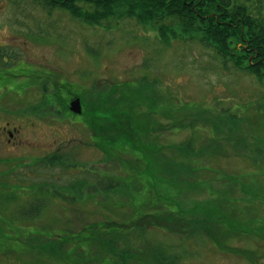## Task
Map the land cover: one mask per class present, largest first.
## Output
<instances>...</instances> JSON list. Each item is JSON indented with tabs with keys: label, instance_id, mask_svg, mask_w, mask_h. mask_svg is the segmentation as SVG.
Here are the masks:
<instances>
[{
	"label": "trees",
	"instance_id": "16d2710c",
	"mask_svg": "<svg viewBox=\"0 0 264 264\" xmlns=\"http://www.w3.org/2000/svg\"><path fill=\"white\" fill-rule=\"evenodd\" d=\"M33 1L49 13L55 9L65 10L75 20L93 27L108 26L114 20L131 19L146 31H156L164 43H169L172 38L197 41L212 48L224 64L230 60L235 67L254 75L264 84L263 0ZM151 80L145 74L137 80H122L113 82V85L105 83L103 89L98 86L92 92L87 103L82 84L54 72L34 71L33 83H38L43 99L53 96L57 100L59 107L54 105L53 108H57L58 112L68 116L65 107L70 96L82 98L83 113L75 115V118L91 132V141L105 154L104 159L114 158L119 163V167L113 170L85 167L80 170L85 176L78 171L64 183H55L61 187L58 191L51 189L50 200L74 194L76 199L89 202L88 199L96 194L103 218L78 224L75 228L74 225L68 226L70 236L77 237L71 239L66 236V246H61L59 237L45 244L40 243L34 248L41 255L39 259L42 262L53 259L57 264H80L84 258L83 250L77 243L73 246L70 242L76 241L79 236H98V258L104 264H112L107 262V236H144L145 225L150 223L146 221L150 220L154 227L165 230H170L169 222L187 225L185 232L188 236L201 227L219 251L240 256L251 264H261L264 250L233 246L228 239L243 236L264 241V136L258 138L247 134L243 116L234 113L232 117L227 114L231 113L230 110H225L222 113L212 111L211 117L206 115L208 126L202 124V139L191 136L180 143H164L161 137L166 134L173 135L185 129L195 132L200 128L193 117L200 115L203 109L194 110L196 103L168 97ZM42 102L49 112L53 111L47 99ZM32 112L45 116L39 106ZM187 115L190 122H187ZM211 129L215 131L214 136ZM195 143L200 146H194ZM173 151L181 156L194 154L196 164L188 163V167L176 168L180 159L173 155ZM233 154L251 160L254 170L234 177L215 165V160L221 156ZM60 160L65 170L77 165L75 159L67 154L65 157L58 154L52 156L51 164L60 163ZM118 168L121 173L112 174ZM186 168L190 173L181 172L177 179L175 172L186 171ZM218 171H223L224 175H218ZM190 178L196 185L204 187L207 194L217 189L216 185H235L242 205L233 201L238 195L230 194L227 196L230 202L221 203L222 200H219L214 203L206 198L194 201L185 209L186 203L181 201L182 193L186 190L188 193V188L193 189L194 186L189 184L186 187L181 182ZM92 184L95 188H90ZM35 195L34 200H47L44 198L46 192ZM106 202L111 205L109 208H104ZM246 208H255L256 211L250 214ZM125 211L130 220L125 219ZM183 221L186 224H182ZM190 225H194L195 229L189 232ZM22 232L19 236L27 231ZM53 235L59 236L52 230ZM88 241L94 242L91 238ZM130 254L135 264H178L173 263V258L160 246L152 251L148 249L143 256ZM42 255H49L50 259L44 260Z\"/></svg>",
	"mask_w": 264,
	"mask_h": 264
},
{
	"label": "rangeland",
	"instance_id": "374dc122",
	"mask_svg": "<svg viewBox=\"0 0 264 264\" xmlns=\"http://www.w3.org/2000/svg\"><path fill=\"white\" fill-rule=\"evenodd\" d=\"M108 24V26L100 27L89 26L75 20L65 10L55 9L49 13L33 0H0V40L17 44L18 49L27 53L34 61L36 70L44 71L46 68H51L52 71L62 72L61 75L67 76L71 81L82 84L86 90L87 103L98 86L103 89L105 83L113 85L122 80H137L147 74L168 97L196 103L194 110L201 108L209 112L205 113L202 110L200 115L193 117L195 124L200 125L195 132L185 129L173 135L166 134L161 137L162 142L180 143L191 136H195L198 140L202 139L204 133L200 130L203 128L202 124L208 126L206 115L210 114L211 117L212 111L222 113L225 110H230L231 113L227 114L232 117L234 113L243 116L247 134H254L258 138L264 136V84L254 75L235 67L230 60L224 64L212 48L197 41L172 38L169 43H164L157 36L156 31L150 29L146 31L131 19L114 20ZM103 79L106 81H100ZM32 85L33 88L27 92L6 96L0 102L2 106L0 119L4 118L2 122L6 119L11 120L10 127L19 126L18 136L32 142L33 148L28 149L26 153L42 155L46 153L44 146L48 143L51 145L50 152L60 147L63 153L75 159L77 165L69 170H65L62 166H54L51 169L56 173L62 171L61 174L68 178L76 174L70 171L73 169L79 171L85 167L87 169L94 167L99 170L108 168L113 170L119 167V163L114 158L104 159L105 154L91 143V132L83 124L63 112H58L57 108H53L54 105L59 107V103L53 96L44 98L52 106L53 111L49 112L42 105L44 99L39 92L38 83L34 81ZM38 106L42 107L45 116L34 115L32 110ZM11 107L18 112L11 114ZM187 122H190V117L187 118ZM214 133V129H211L212 136L215 135ZM194 146L200 145L195 143ZM173 155L180 159L179 162L175 161L176 168H185L189 166L188 163L194 165L197 162L194 154L181 156L173 151ZM182 161L184 162L181 163ZM215 165L234 177L249 174L255 168L251 160L234 154L227 157L221 156L215 160ZM26 170V166L19 167L13 181L26 182V178H29L24 175ZM223 171H218V175H224ZM181 172L190 173V170L186 168V171L175 172L177 179ZM115 173H121L119 168L112 174ZM82 175L85 176V173ZM20 178L26 181H21ZM193 180L190 178L181 182L186 187L189 184L194 186L193 189L188 188V193L187 190L182 193L181 201L186 203L185 209H188L194 201H204L206 198L214 203L219 200H222L221 203L230 202L227 198L230 194L238 195L233 198L234 202H238L235 204L242 202L238 200L240 196L237 187L231 183L216 185L217 189L207 194L204 187L196 185ZM98 199L102 200V197ZM19 200L22 201V199ZM61 200L59 199L55 204L58 208L60 205L65 208ZM76 204L72 206L77 208ZM79 205L96 212L93 221L103 218L98 200H95L93 204L82 202ZM110 206L108 202L104 204V208ZM87 209L82 211L78 208L67 210L60 208L55 211V208H48V219L45 218L44 222L48 223L47 226L54 229L59 236H70L68 226L78 227L79 221L74 218L77 215L83 216V213L88 214ZM255 211V208H246V212L250 214ZM123 215L126 216L125 219L130 220L131 217L127 211ZM70 218L73 220H68L67 224L65 220ZM86 220L89 218L84 219ZM42 222H39L40 226ZM146 222L150 223L145 225L147 230L143 235L148 238L149 244L154 246L153 249H157V246L165 249L167 255L173 258V263L251 264L240 256L219 251L201 227L196 230L194 225L192 227L190 225L189 232L195 230L188 236L185 232L187 225L169 222L170 230H165L162 227H154L150 220ZM182 224L186 222L183 221ZM0 226L2 228L0 236H17L28 229L21 223L14 225L4 223ZM228 243L257 251L264 250V241L256 237L231 236ZM8 244L0 242L3 248ZM34 255L33 252L30 256L19 254L20 261L17 259V264L43 263L39 256ZM43 256L44 260L50 259L49 255ZM50 261L48 264H57L53 262V259ZM260 263L264 264V258L260 259Z\"/></svg>",
	"mask_w": 264,
	"mask_h": 264
},
{
	"label": "flooded vegetation",
	"instance_id": "af4514ba",
	"mask_svg": "<svg viewBox=\"0 0 264 264\" xmlns=\"http://www.w3.org/2000/svg\"><path fill=\"white\" fill-rule=\"evenodd\" d=\"M35 70L34 61L30 59L27 53L20 51L17 44L0 40V102H2V99L6 96L20 95L27 92L30 88H33L32 78L34 77ZM44 72H54L58 75L62 73L60 71H52L51 68H46ZM76 97L80 96H70L65 109L66 113H69L73 120L79 121V119L75 118V115L80 114L73 113L70 110V103ZM81 103L83 113L84 105L82 98ZM1 107L2 106H0V111H2ZM17 112V109L13 107L10 108L11 114ZM3 119L4 118L0 119V224L7 223L14 225L21 223L25 224L28 229L27 232L21 236H19V234L17 236H0V242L2 244L9 243L5 248L0 246V264H17L19 254L30 256L33 252L35 253L34 256L41 257L38 251L34 249L36 246L40 245V243L45 244L51 239L59 237L61 246H66V236L50 235L54 229L48 227L47 225L49 224L44 222L45 218L46 220L48 219V208H55V211L60 208L61 210L78 208L83 211L87 208H83V206L81 207L79 205V203H82L83 199H76L74 194L73 196L72 194H67L64 196L65 198L63 196H58L50 200V192L52 190L58 191L61 187V185L55 183L62 184L68 178L64 174H61L62 171L56 173L51 169V167L62 165L61 160L60 163L51 164L52 156L58 154L65 157V153L61 151V148L58 147L55 151L50 152L51 145L48 143L44 146V148H46L44 149L46 153L42 155L26 153L28 149L33 148L32 142L23 140L18 136L20 132L18 125L10 127L12 121L6 119L2 122ZM80 123L83 124L82 122ZM24 160L28 161L25 162ZM22 166L27 167L24 175L29 178H26L27 181L20 178L21 181L26 182H19L18 180L13 181V178L16 176L15 172ZM40 170H42V172ZM72 171L76 172V174L71 177L77 175L78 171ZM80 173H82V171ZM63 180L64 182H61ZM93 186L92 184L90 188H95ZM43 192H46L44 198L47 200H34L36 197L35 194ZM86 192L88 193V188H86ZM66 198H68V200ZM19 199H22V201ZM59 199H62L60 202L66 206L65 208L61 205L59 208L56 206L55 203L58 202ZM95 200H97L96 194L95 197L91 196L90 200L88 199L89 202H87V200L85 202L93 204ZM74 203H77V208L72 206ZM87 211L89 215L83 213V216L77 215L74 218L79 221L77 224L87 223L93 220V216L96 215V212L89 209H87ZM87 218H89V220L84 221V219ZM68 220L73 219H67L65 222ZM41 221H43L42 226H40L39 223ZM76 237L77 236H70L71 239H75ZM90 238L93 239L94 242H89L88 239ZM97 238L98 236H79L76 241L74 240L73 242L72 240L70 242L73 246L77 243L83 250L84 258L83 260L81 259L80 264H104L103 260L98 258L100 249ZM107 238L109 246L107 250V262H111L112 264H135V261L130 258V253H139L143 256L148 252V249L152 251L154 248V246L149 244V240L146 236H107ZM72 244H70V246H72ZM18 260L20 261V259ZM41 264H48V262H43Z\"/></svg>",
	"mask_w": 264,
	"mask_h": 264
},
{
	"label": "water",
	"instance_id": "95a60500",
	"mask_svg": "<svg viewBox=\"0 0 264 264\" xmlns=\"http://www.w3.org/2000/svg\"><path fill=\"white\" fill-rule=\"evenodd\" d=\"M70 110L76 114L82 113V103L80 97H76L72 100V102L70 103Z\"/></svg>",
	"mask_w": 264,
	"mask_h": 264
}]
</instances>
